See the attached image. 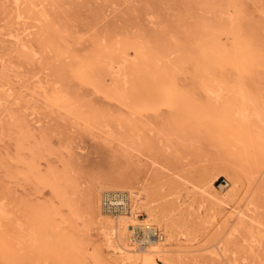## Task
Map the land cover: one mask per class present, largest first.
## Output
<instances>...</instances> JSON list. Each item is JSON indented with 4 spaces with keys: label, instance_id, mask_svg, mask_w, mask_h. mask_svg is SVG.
Masks as SVG:
<instances>
[{
    "label": "rangeland",
    "instance_id": "rangeland-1",
    "mask_svg": "<svg viewBox=\"0 0 264 264\" xmlns=\"http://www.w3.org/2000/svg\"><path fill=\"white\" fill-rule=\"evenodd\" d=\"M32 1L36 4L29 14L32 16L30 17L32 20L28 18L25 23H19L12 16L16 7L11 0H0V30L5 33V31H14L26 25H33V36L35 37H33V41L40 54L39 58L26 61L21 56L16 44L11 43L8 37L0 36V75L2 76H0V83L4 84L6 81L14 83L12 85L17 97V100L8 103L10 106L7 103L0 104V195L5 197L8 210L11 211V220L6 221L8 228L17 226V222L25 220L29 212L31 213L39 207L53 206L59 209L60 213L56 216L60 225L58 230L78 244L79 252L76 255V260L70 263V261H56L47 257L45 255L47 252L33 249L28 255L16 260H9L0 255V264H102L97 263L94 259L97 244L102 242L104 235L91 214L89 196L94 188L102 183H108L111 178L119 174L137 182L146 179L152 180V182L156 181L157 184L154 182V186L159 185L158 189L167 194L170 201L184 202L185 220L183 221L191 229V237L197 238L196 245L210 247L212 244L222 242L229 248L227 254L231 252L225 257L226 259L219 257L218 259L211 255L209 250L212 251L214 248L210 247L202 252L204 255H198L201 257L193 258L189 264H229L233 260H240L239 263L248 264V260H243L247 256V246L245 247L243 244L244 242L247 244L249 223L240 228L239 233L232 234L230 231H233L237 220H230L226 223L224 214L228 207L223 204L224 202H219L220 205H217L212 194H216L231 204H237L245 195L249 194V199H253L257 204L255 217L264 221V170L258 169L253 160L242 166V162L232 157L219 142L214 141L205 129L193 131L182 128L176 132L175 124L171 121L175 114L172 109L163 106L158 111L135 113L126 104L101 91L98 92L92 84L81 82L74 77L71 67L75 59H80L93 52L94 45L97 47L94 40L101 41L105 37L109 40L123 39L128 36L130 38L132 35L131 38L140 39L141 42L145 41L143 45L148 44L145 45L148 47L156 44L161 45V48L170 47L172 53L165 61L179 64L178 88L185 90L184 92L193 98L207 101L209 96L201 87V72L195 68L200 48L205 45L217 50L215 54L213 53L216 59L225 60L226 70L229 72L226 75L229 74V79L227 81L219 80L224 81L222 83L226 88L234 82L235 77L237 78L238 71H241L251 93L264 101V0H234L222 12L204 6V0H47L43 3L40 0ZM214 1L217 4L225 3V0ZM29 3L27 1L23 8L27 9ZM219 7L222 6L219 5ZM58 9L62 13L59 14ZM42 12L48 13L47 20L41 16ZM111 18L113 19L111 20ZM132 28L134 31L131 30ZM121 30L123 31L121 32ZM49 39L62 45L63 48H61L65 50V53L61 57L47 46L46 42ZM130 52L131 59H134L133 50ZM9 70L10 72H8ZM214 74L221 78V72H214ZM59 76H63L62 80ZM30 77H32L31 80ZM38 79H43L48 88H62L72 97H77L82 102L81 104L93 106L114 118L135 119L137 129L133 131V126L128 123L123 126L114 123L111 127L106 128L88 127L84 121L81 120V122L69 115L64 109L50 106L45 101L42 92L35 90ZM113 80L114 78L107 77V85H111ZM181 86L183 87L181 88ZM184 87L185 89H183ZM19 93L20 95H18ZM31 99L33 101L36 99V101L33 102ZM46 112H49L48 116ZM49 115L52 116V121ZM35 120L40 121L35 123ZM4 124L6 125L4 126ZM18 124H20L19 127ZM15 130L16 132H14ZM21 131L34 133L35 140L40 137L41 140L46 141V144L49 142L46 145L49 147L39 159L42 173H47L50 169L69 172L74 184L67 189L66 199L72 205V209L66 206L51 188L38 185L26 173V165L16 160L17 153H19L18 138ZM141 142L144 143L141 144ZM146 148L152 151L150 152ZM24 156L31 158L29 152H25ZM21 168L22 170H20ZM175 173L181 177H176ZM229 174L236 177V184L228 180ZM25 176L26 178H24ZM173 177L176 179L172 181ZM182 178L188 182H184ZM197 183L203 186L204 193L200 190L197 193L193 191V184ZM103 197L104 195H101L102 212L110 216L116 215L117 213L111 214L104 211ZM72 210H75L76 216L72 217ZM137 210V213L141 214L140 218H144L145 210L142 207ZM64 217H71L74 220L73 224H62L61 220ZM15 229L17 230V228ZM15 229L13 228L14 231ZM51 233L54 234L52 227L47 230L45 238L50 237ZM129 235L132 236V227ZM231 237L234 238L231 239ZM131 242L139 245L134 241ZM238 245H241V250ZM243 246L245 249L242 250ZM237 248L239 249L237 250ZM104 255L108 258L107 250ZM159 264L162 262L159 261Z\"/></svg>",
    "mask_w": 264,
    "mask_h": 264
},
{
    "label": "bare ground",
    "instance_id": "bare-ground-1",
    "mask_svg": "<svg viewBox=\"0 0 264 264\" xmlns=\"http://www.w3.org/2000/svg\"><path fill=\"white\" fill-rule=\"evenodd\" d=\"M27 1L30 3H29L28 8L25 9L23 8V5ZM43 1H47V0H40L41 3H43ZM233 1L234 0H225L224 4H217L214 0H204L203 4L206 7H211L212 9H216L219 12L220 11L222 12L224 11V8L231 5ZM11 2L16 7V11L14 15L12 16L16 20H18L17 22L25 23L28 20V18L32 17V16H29V14L33 11V7L35 8L36 6L34 1L32 0H11ZM123 3H126V2L124 1ZM219 5L222 7H219ZM58 12H59V9H58ZM41 16L46 20L49 17L48 13H45V12H42ZM122 17L120 18L122 19ZM113 18H111V20ZM33 27H34L33 25H30V26L26 25V26L17 28V30H14V31H11V30L8 32L5 31V33L0 30V36L4 35L8 37V40H10L11 43L16 44L19 48V51L21 52L20 53L21 56L26 61L27 60L31 61L33 59L40 57L39 51L35 48V44L33 41V37H34ZM131 30H133V28ZM137 30L139 29L137 28ZM122 31L123 30H121V32ZM114 34H115V31H114ZM114 34H113V37H115ZM128 37L123 38V39H112V40H109L108 38L105 37V38H102L101 41L98 39L94 40L97 47H95V45H94V48L92 47L94 50L91 54L88 53L89 56L86 55L84 57H81L80 59L78 58L75 59V62L73 63L71 67L72 75L78 78L81 82L92 84L93 86L97 88L98 92L101 91L103 92V94L105 93L108 96L115 98V100L117 99L123 104H126L127 106L131 107L135 113L142 114L148 111H158L161 107L166 106L172 109L173 112L175 113L174 116H172L171 121L175 124L176 132L182 128L183 129L187 128V130L189 129L193 131L195 130L203 131V129H205L208 131L207 133L209 134V136L214 141L219 142L221 146L225 147L232 157L239 159L242 162L241 163L242 166L247 164L251 160H253V163L257 164L258 169L264 170V101H262L258 96L253 95L251 93L250 88L245 83V77L241 71H238L237 78L235 77L234 82L228 85V88H226L222 83L229 79L228 78L229 74L226 75V73H229V72L226 70V63L224 62L225 60L223 61V59H220V60L216 59L214 54L217 50H215L213 47H208V46L203 45L200 48V54L198 56V62L196 63L197 66L195 65V68L201 72V75H202L201 76V87L209 97L207 101H201L197 98H193L192 96L187 95L186 92H184L185 90L183 91L178 88L177 73L179 69V64L176 62L167 63V61H165L168 59V56L172 53V49L170 47L166 46V47L161 48V45L159 44L148 47V46H145L148 44L143 45L145 41L141 42L140 39L138 40V39H135L134 37L133 39L131 38L132 35L130 38ZM172 37L171 39H173ZM55 40L49 39L48 42H46V44L48 47L52 48L61 57L65 53V50H63L62 45L58 44V42H56ZM10 42H7V43L9 44ZM60 43L62 42L60 41ZM148 43H149V40H148ZM2 50H5V49H2ZM130 50L131 51L133 50L134 52L133 54L135 55L134 59L133 58L131 59L130 57L131 56ZM8 72H10V70ZM214 72H221V75H220L221 78H218L217 76H215ZM62 77H61V80H62ZM107 77L114 78L113 83L111 85H107L106 83ZM31 79L32 77H30V80ZM219 79H224V81L219 80ZM34 80H37V79H34ZM37 82H38V85L37 87H35L36 92H42L45 98V101H47V103H49L50 106L59 107L60 109L62 108V110L64 109L69 115L74 116L80 121L81 120L84 121L88 127L106 128V127H111L112 124L114 123L118 124L119 126H123L124 124L128 123L131 126H133L132 128L133 131L134 129H137L135 125V119L133 120L127 117L114 118L111 115L100 112V110H98L97 108L95 109L93 106L81 104L82 102H80L77 97L76 98L72 97L66 91L62 90V88L61 89H56V87L48 88L45 85V81L43 79H38ZM12 84H11V81H6V83L4 84L0 83V104L2 105L6 103L8 104L10 102H13V100H17V97L15 95L14 86ZM182 87L183 86H181V88ZM185 87L183 89H185ZM18 95H20V93ZM8 105L10 106V104ZM46 113L48 116L49 112H46ZM10 117L8 118L10 119ZM51 117L52 116H50V118ZM45 120H47V118ZM39 121L40 120H35V123ZM51 121H52V118H51ZM47 124H48V121H47ZM5 125L6 124H4V126ZM19 125L20 124H18V127ZM104 131L106 133V129ZM14 132H16V130ZM28 132H24V131L20 132L19 138H18V150H19V153H17L18 158L17 159L14 158V159L26 165V169H27L26 173L29 174L36 181L38 185L42 187L51 188L56 194V196L60 198L66 206L72 209L73 207L69 203V201H67L66 195H67V189L71 185L74 184V180L70 177L69 172L67 170L57 171L54 169H50L47 173L41 172V166H40L41 164H40L39 159L42 156L43 152L47 149V147H49V146H46L49 142H47L46 144V141L44 139L41 140L40 137L38 140H35V137H33L35 136L34 133L31 134ZM106 137L108 139V135ZM144 142H141V144ZM141 144H139V146H141ZM146 144H147V141H146ZM144 147L146 146L144 145ZM146 149L149 150L148 148ZM9 152H12V151H9ZM25 152L26 153L29 152L31 155V158L25 157L24 156ZM2 161H5V160H2ZM20 170H22V168ZM174 175H176V177L178 176V178L181 177L176 173ZM176 177H173L174 179H172V181L175 180ZM24 178H26V176ZM203 178H204V173H203ZM182 179L184 180V182H188V180H185V178H182ZM228 180L230 182H233L234 184L237 183V179L233 175L229 174ZM154 182L155 184H157L156 181ZM154 182L148 179L142 182L140 181L137 182L123 174H119L118 176L111 178L108 183H104V184L102 183L101 185L97 186L96 188L92 190L89 196V206H90L91 214L94 217L96 223H98L100 231H102V234L104 235V239L102 240V242L97 244L96 255L94 259L96 260L97 263H102V264H159V261H161L162 264H189L193 258L197 257L198 255L203 254L202 252L203 251L205 252L210 247L214 248L212 251L209 250V252L211 253L213 257L215 256L217 258L218 257L225 258L227 257V255L231 253L230 252L229 254H227V251H229L228 250L229 248L228 246L227 247L224 246L222 242H217L216 244H212L210 245V247H203V246L196 245L195 241L197 240V238L191 237V229L183 221L185 220L184 206H183L184 202L170 201L169 198L167 197V194H165L164 192H161V190L158 189L159 185L154 186ZM198 190H200L203 193L205 192V189L203 188L201 184H198V183L193 184V191L197 193ZM110 191L111 192L123 191L126 193L128 192L127 194L129 197V204L131 205L128 212L126 211L123 213L116 214L114 216L106 215L102 212L101 195L103 196L105 195V193L110 192ZM212 196H213V199H215V203L217 205H220L219 202H224L223 204H226V206L228 207L227 211H225V214H224L226 223L230 220L232 221L237 220L236 226L232 229L233 231H230L232 232V234L239 233L240 228H242L247 223H249V227L247 231V244L245 242L243 244L242 242V244L245 245V247L247 246L246 247L247 256L243 260L244 261L248 260V264H264V221L259 220L255 217V208L257 207L256 202L253 199H249V194L245 195V197H243L242 200L239 201L237 204H231L230 202L227 203L226 200L217 196L216 194H212ZM140 207H142L145 210L144 218H140L141 214L137 213L138 211L137 209ZM74 211L75 210H72V217L76 216V213H74ZM10 212L11 211L8 210L5 197L0 195V255L2 257L9 259V260L21 259L24 255H28V253L31 250L36 249L38 251L40 250V251L47 252V254L45 255L49 258L50 257L53 258L56 261H61V260L64 262L70 261L71 263L74 260H76V255H78V252H79L78 244L72 239H70L69 237H67L65 233H62L58 230V228H60L59 227L60 225L57 222L56 216L59 215L60 213L59 209L54 208L53 206L52 207L50 206L39 207L33 210L31 213L29 212V215H27V217L25 216L26 217L25 220H23L22 222L19 221V223L17 222L16 223L17 226L8 228V226L6 225L7 224L6 221L9 222L11 220ZM73 221L74 220L71 217H64V219L61 220V223L62 224L63 223L73 224ZM145 225H150V227H152V229L150 230L152 235H155V231L158 228L162 232L161 233L162 238H150L148 240L149 244L147 245L133 244V242H131L133 241V238L131 235H129V231H131V227L136 228L139 226L143 227ZM51 227L54 229V234L51 233L50 237L45 238L44 235L46 234L47 230L50 229ZM13 228L14 229L17 228V230L15 229L14 231ZM232 238L234 237H231V239ZM238 246H240V249L237 248V250L238 249L241 250V245H238ZM245 247L243 246L242 250L245 249ZM105 250H107V254H109L108 258L104 255ZM198 257H201V256H198ZM239 262L241 261L233 260V262H230L229 264H241Z\"/></svg>",
    "mask_w": 264,
    "mask_h": 264
},
{
    "label": "built area",
    "instance_id": "built-area-1",
    "mask_svg": "<svg viewBox=\"0 0 264 264\" xmlns=\"http://www.w3.org/2000/svg\"><path fill=\"white\" fill-rule=\"evenodd\" d=\"M102 207L104 211L111 214L126 212L130 209L128 194L123 191L107 192L102 200ZM151 229L150 225L132 228L133 241L139 245H147L150 238H162V232L158 228L155 231V235L151 234Z\"/></svg>",
    "mask_w": 264,
    "mask_h": 264
}]
</instances>
